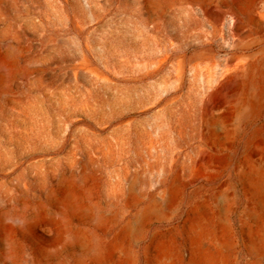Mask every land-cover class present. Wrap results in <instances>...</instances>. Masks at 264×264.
Instances as JSON below:
<instances>
[{
    "label": "rangeland",
    "instance_id": "rangeland-1",
    "mask_svg": "<svg viewBox=\"0 0 264 264\" xmlns=\"http://www.w3.org/2000/svg\"><path fill=\"white\" fill-rule=\"evenodd\" d=\"M0 264H264V0H0Z\"/></svg>",
    "mask_w": 264,
    "mask_h": 264
},
{
    "label": "bare ground",
    "instance_id": "bare-ground-1",
    "mask_svg": "<svg viewBox=\"0 0 264 264\" xmlns=\"http://www.w3.org/2000/svg\"><path fill=\"white\" fill-rule=\"evenodd\" d=\"M248 101H249V104L247 106H243L241 105L239 99L237 100L236 102V112L237 114H240V115H247L248 113H250V111L252 110V107L254 106V103H255V97L253 95H249L248 97ZM69 191V190H67ZM66 191V192H67ZM71 194V193H70ZM65 196V195H64ZM75 199V198H73ZM65 204L66 205H72L74 204L71 196L67 193L66 196H65V199H63ZM76 203V202H75ZM78 205V204H77ZM64 206V205H63ZM74 206V205H73ZM71 207V206H69ZM68 208V207H67ZM74 208V207H73ZM90 210V209H89ZM94 211V210H93ZM97 212V211H96ZM66 223V222H65ZM75 237V236H74ZM77 240V238H75Z\"/></svg>",
    "mask_w": 264,
    "mask_h": 264
}]
</instances>
